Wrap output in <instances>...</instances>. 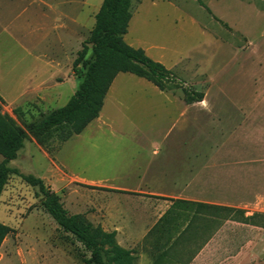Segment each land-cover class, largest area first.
<instances>
[{"label": "rangeland", "instance_id": "rangeland-1", "mask_svg": "<svg viewBox=\"0 0 264 264\" xmlns=\"http://www.w3.org/2000/svg\"><path fill=\"white\" fill-rule=\"evenodd\" d=\"M14 2L35 7L29 5L30 0ZM100 3L73 0L59 3L54 15L47 10L42 18L43 25L48 24L46 29L54 16L60 21L64 11L72 14L73 24L67 30L43 34L41 92L17 104L0 101L1 112L21 124L67 101L80 80L72 70L74 60L82 50L85 58L90 54L89 36ZM249 6L264 9V0H131L125 41L143 48L172 71L174 80L166 91L173 98L183 101L182 87H189L204 93V105L225 109L228 113L218 116L233 120L222 123L224 130L213 129L215 124L206 115L186 109L174 99L165 105L169 98L159 94L154 84L120 72L122 81L116 83L101 109L102 123L91 121L80 136H67L68 127L54 130L47 140L49 152L29 138L9 161L19 173L42 178L69 214L81 215L96 226L99 218H111L114 211L107 208L114 201L112 194L99 188V180L128 184L130 175L124 173L128 166L141 163L152 153L184 155V159L193 153L224 155L234 186L222 195L223 204L179 203L186 219L200 217L201 229L216 228L228 220L229 235L224 240L216 237L203 252L208 256L193 262L209 237L202 234L201 239H193L191 233L172 250L165 243L145 238L132 248L123 247L131 250L125 259H118L112 244L103 242L108 264H264V49L258 55L257 49L244 47L240 23L251 13ZM37 64L27 57L21 71L28 74L31 68L38 69ZM137 78L145 84L136 82ZM61 82L68 88L58 100L51 87ZM215 140L219 141L216 147ZM222 140L227 142L223 145ZM133 156L139 162L131 161ZM37 192V186L28 185L17 174H11L5 183L0 194V222L11 231L1 242L0 264H84L89 252L59 228L43 209ZM209 214L220 219L218 225L205 218ZM190 228L188 224L186 230Z\"/></svg>", "mask_w": 264, "mask_h": 264}, {"label": "crops", "instance_id": "crops-1", "mask_svg": "<svg viewBox=\"0 0 264 264\" xmlns=\"http://www.w3.org/2000/svg\"><path fill=\"white\" fill-rule=\"evenodd\" d=\"M14 1L0 0V96L3 101L11 104H17L20 100L42 90L43 34L58 33L63 28L67 30L73 24L72 14L66 11L60 13V21L54 16L48 29H46L48 24L43 25L42 21L47 10L53 11L54 15L56 11L58 12L59 3H72L73 0H30L29 5L35 6L33 9H29L26 4L16 5ZM248 9L251 13L240 23L243 44L245 48L257 49L258 55H260L264 49V9H255L253 6H249ZM57 39L63 43L61 37ZM27 57H31L35 63H38V69L31 68L28 74L24 69L21 71V63ZM119 73L112 80L103 99L102 107L104 101L115 89L116 83L122 81L119 80ZM139 78L135 79L136 82L143 84L144 82ZM67 88L68 84L61 82L58 86H52L51 92L55 99L60 100ZM70 88L72 89L71 86ZM157 89L164 98H169L164 103L165 105H168L172 99L179 102L166 90ZM204 100L205 95L200 101L187 103L183 99V101L180 100L179 104L186 109L206 115L210 123L215 124L213 129L219 127L224 130L225 126L222 123L227 118L231 123L233 119L228 116L219 117L218 114H224L225 109L218 111L212 106L204 105ZM238 111L242 112L241 109ZM227 113L225 112V114ZM184 115L185 112L182 116ZM102 118L103 115L100 110L92 122L102 123ZM192 119L196 120V118ZM80 133L77 135L80 136ZM212 134L214 133L211 132ZM225 138L226 133H224ZM218 142L217 140L214 141V147L217 146ZM226 142L223 141V145ZM131 159L133 162H139L137 157L134 159L133 156ZM143 159L141 163L129 165L128 168L130 169L124 172L130 175L131 180L128 184H111L107 178L99 180L101 187L114 189V191L101 189L112 194L110 197L114 200L113 203L108 202L107 207L114 209L112 217L99 218L101 227L105 231H115L117 242L124 248H132L146 238L149 242L165 243L163 244L165 248L178 249L188 234L192 233L193 239H196L195 236L201 239L200 237L204 234L209 238L198 253L194 255L193 262L198 258H203V252L209 246L211 247L216 237L220 236V240H224L229 235L228 220H223L216 228L204 226V229H201L200 217L189 221V218L186 219V215L182 212V206L179 204L171 205L173 200L190 201L195 205L198 203L223 204L221 203L223 201L222 195L231 192L234 186L232 173L228 170L227 159L215 151L188 154L186 159H184V155L152 153L148 158ZM125 200H128L129 203H125ZM205 218H209L207 220L210 222L215 221L213 225H218L219 218L215 215L209 214ZM188 224L191 228L187 231ZM165 256L168 258L169 255L166 254ZM204 256L208 255L205 254ZM178 262L176 261V263Z\"/></svg>", "mask_w": 264, "mask_h": 264}, {"label": "trees", "instance_id": "trees-1", "mask_svg": "<svg viewBox=\"0 0 264 264\" xmlns=\"http://www.w3.org/2000/svg\"><path fill=\"white\" fill-rule=\"evenodd\" d=\"M130 18L131 0H102L90 31V54L85 58V50H82L74 60L72 70L80 80L63 105L47 111L38 119L22 121L21 124L0 111V194L11 174L19 175L30 186H37L43 209L59 228L70 233L89 252V256L83 258L84 264H108L103 257V242L112 244L118 259L128 257L131 250L124 249L115 241V231H105L100 225L93 226L81 215L69 214L59 196L42 178L19 173L8 163L16 158L17 152L29 138L49 152L47 140L54 130L68 127L67 136L82 132L98 116L105 94L119 72L133 73L161 90H168L167 84L174 80L172 71L162 62L148 56L143 48L134 47L125 41ZM182 93L187 103L200 101L204 95L202 91L189 87H182ZM0 101H3L1 96ZM91 187L96 188L95 185ZM179 203L192 202L173 200L171 206ZM10 231V226L0 222V245Z\"/></svg>", "mask_w": 264, "mask_h": 264}]
</instances>
